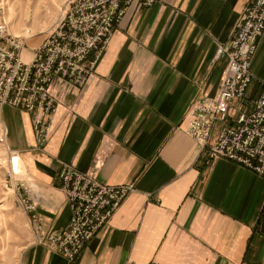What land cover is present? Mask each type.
I'll list each match as a JSON object with an SVG mask.
<instances>
[{
	"label": "crops",
	"instance_id": "1",
	"mask_svg": "<svg viewBox=\"0 0 264 264\" xmlns=\"http://www.w3.org/2000/svg\"><path fill=\"white\" fill-rule=\"evenodd\" d=\"M247 5L135 0L87 85H51L58 111L43 150L32 114L0 109L1 138L22 159L24 170H13L28 177L45 232L70 223L63 162L107 185L135 184L73 261L29 244L22 264H264V178L212 160L185 131L195 100L219 93L227 60L218 46L234 37ZM252 72L246 107L264 93V37Z\"/></svg>",
	"mask_w": 264,
	"mask_h": 264
},
{
	"label": "built area",
	"instance_id": "2",
	"mask_svg": "<svg viewBox=\"0 0 264 264\" xmlns=\"http://www.w3.org/2000/svg\"><path fill=\"white\" fill-rule=\"evenodd\" d=\"M134 1L70 0L63 16L29 60L23 58L27 36L13 33L6 13L1 15L0 109L9 105L32 114L39 149L47 144L58 111L51 85L57 78L81 88L87 85L107 48L114 25ZM140 2L152 6L156 0ZM263 36L264 0H249L232 40L218 46V56L227 57L219 93L215 97H200L193 103L186 127V133L201 143L211 159L226 158L262 178L264 93L251 107H246L245 95L254 79L252 63ZM91 54L93 58L89 59ZM219 122L221 126L213 137ZM59 177L72 209L67 229L49 233L43 230L26 182L19 188L18 202L29 216L34 243L71 261L107 224L135 185L104 184L68 162L62 163Z\"/></svg>",
	"mask_w": 264,
	"mask_h": 264
},
{
	"label": "rangeland",
	"instance_id": "3",
	"mask_svg": "<svg viewBox=\"0 0 264 264\" xmlns=\"http://www.w3.org/2000/svg\"><path fill=\"white\" fill-rule=\"evenodd\" d=\"M69 1L70 0H0V17L3 14V12H5L9 21H10V28H11L12 32L15 34H23L24 36H27V43H26L27 48L24 50V53H23L24 59L29 60L28 56L32 57L31 55H33L32 48L37 46L38 44H40L42 40H43L42 43L45 41V39L50 34L51 30H53L57 21L63 16L64 11L66 10V8L68 6ZM156 2H157V0H156ZM248 4H249V0H248ZM141 5L144 6L142 3H141ZM129 7H128V9H129ZM144 7H151V6H144ZM245 11H246V9H245ZM245 11H244V13H245ZM126 13H127V11H126ZM115 25H114V28H115ZM113 33H114V29H113ZM113 33H112V36H113ZM112 36H111V39H112ZM111 39H110V41H111ZM110 41L107 45V48L110 44ZM220 45H225V44H220ZM107 48H106V50H107ZM104 53H103V55H104ZM26 55H28V56H26ZM91 55L93 58V54H91ZM103 55H102V57H103ZM90 56H89V59H92V58H90ZM217 56H218V52H217ZM222 56L226 57V55H221L218 57H222ZM226 60H227V57H226ZM98 63H97V65H98ZM97 65H96V67H97ZM226 65H227V63H226ZM96 67H95V69H96ZM95 69H94V72H95ZM219 89H220V86H219ZM246 94H247V92H246ZM201 97H203V96H201ZM219 123H217V124H219ZM32 124H33V122H32ZM220 126H221V123H220ZM33 130H34V128H33ZM218 130H217V132H218ZM185 131H186V129H185ZM217 132H216V134H217ZM216 134H215V136H216ZM1 135H3V128H2V125L0 122V264H22V261H24V259H25L26 247L29 244L38 245V244L34 243V235H33L32 229H31L29 216L18 202V195L20 192L19 188H20L22 183L26 182V179H28V177L25 175V172H24V174H21V173L17 174V173L12 171L13 167H10V159L12 158V155L15 156L17 153L10 152L7 149L6 144L3 141V137L1 138ZM215 136L213 135V137H215ZM212 139H214V138H212ZM200 145H201V143H200ZM201 148H202V150H204L202 145H201ZM43 149H40V150H43ZM17 155H19V154H17ZM212 160H216V159H212ZM61 169H62V167H61ZM23 170H24V167L22 166V169L19 172H22ZM59 175H60V173H59ZM31 197H32V190H31ZM37 214H38V212H37ZM39 220H40V218H39ZM41 225H42V223H41ZM46 233H48V232H46ZM71 261H73V260H71Z\"/></svg>",
	"mask_w": 264,
	"mask_h": 264
},
{
	"label": "bare ground",
	"instance_id": "4",
	"mask_svg": "<svg viewBox=\"0 0 264 264\" xmlns=\"http://www.w3.org/2000/svg\"><path fill=\"white\" fill-rule=\"evenodd\" d=\"M13 157H14V159H13ZM13 157L10 159V167H13L12 164H14L16 170L19 172V171H21L22 166H23L22 159L17 154Z\"/></svg>",
	"mask_w": 264,
	"mask_h": 264
}]
</instances>
